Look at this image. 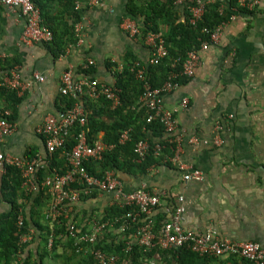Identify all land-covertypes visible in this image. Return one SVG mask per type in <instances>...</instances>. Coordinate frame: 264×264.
I'll return each instance as SVG.
<instances>
[{"label": "crops", "instance_id": "obj_1", "mask_svg": "<svg viewBox=\"0 0 264 264\" xmlns=\"http://www.w3.org/2000/svg\"><path fill=\"white\" fill-rule=\"evenodd\" d=\"M130 2L140 8L146 3L104 0L102 7L95 8L81 3L74 10L81 26L77 44L57 59L42 43L23 45L20 37L24 20L17 10L0 6V58L16 63L14 68L23 82L30 81L36 73L44 77L43 83L33 82L11 111L15 128L10 136L0 140V153L26 161L32 159L28 158L30 153L40 160L44 158V144L35 130L47 116L59 115V79L66 69L72 70L73 77L84 78L78 68L90 59L95 72L89 79L112 84L109 65L115 64V70L132 62L133 66H148L149 51L141 38H132L122 31L125 19L139 27L143 25L141 17L129 15ZM63 3L49 2L53 15H58ZM174 9L176 17L184 20L185 6L174 5ZM231 14L235 18L224 25L218 43L201 52L194 76L163 100L166 109L176 110L178 128L184 130L180 160L202 171L204 180L185 184L175 171L162 167L143 177L118 173L117 179L125 191L144 188L165 193L151 216L161 212L169 215L166 205H175L177 196H182L184 228L214 229L222 238L255 242L264 248V0L253 11L232 8ZM165 31L164 25L159 27L162 36ZM4 75L0 72V80ZM183 97H187L188 106L181 110L178 104ZM0 106L5 107L4 101ZM216 123L223 128L220 147H193L187 143L191 136L211 140ZM102 134H98V139ZM111 200L112 194H98L78 203L75 210L80 207L99 212ZM85 219L83 212L76 217L78 224L87 227ZM209 264L247 263L237 256H228Z\"/></svg>", "mask_w": 264, "mask_h": 264}, {"label": "trees", "instance_id": "obj_2", "mask_svg": "<svg viewBox=\"0 0 264 264\" xmlns=\"http://www.w3.org/2000/svg\"><path fill=\"white\" fill-rule=\"evenodd\" d=\"M32 1L40 12L42 24L53 34L52 42L43 45L46 46L54 59L65 55L67 50L75 46L78 41L74 24L78 22L79 17L74 11L73 0H63V8L57 16L53 15L49 5L52 0ZM143 1L146 3L142 8L135 5V2H130L128 6L130 16L142 18L143 25L139 27L140 33L143 35L148 32L156 33L159 31L160 26L164 25L166 27L163 38L168 50V58L157 66L142 65L145 67L144 72L149 84L153 88H158L168 79L169 75H179L187 54L199 50L201 44L207 41V37L201 33V30L217 27L228 19L230 12L226 9L220 15L218 13L219 2L211 3L205 7L203 17L196 26H190L186 10L184 11V20H179L176 17L173 0ZM230 7L239 12H248L238 6L237 0H231ZM133 63L123 66L120 71L115 70L117 68L115 64L109 65L112 70L113 83L100 82V84L111 85L119 90L120 105L116 108L112 109L110 102L103 97L92 100L84 95L80 98V103L85 108L87 116L85 131L88 143L93 145L97 140H101L105 145H113L112 149L103 153L100 161L95 162L89 159L83 163V166L89 175L99 179H103L109 172H113L116 176L119 173L132 178L143 177L160 167L175 171L178 177L181 178L180 171L170 162L176 145L169 141L170 136L166 135L163 126L159 122H146L147 110L139 102L143 92L142 85L131 71ZM15 65L16 63H12L9 59L0 58V72L7 73ZM112 68H114V71ZM78 72L82 73L84 77L90 78L89 75H93L95 69L92 65L84 62L82 67L78 68ZM187 82H189V79L183 76H177L173 81L178 87ZM22 99L23 95L18 96L16 91L0 87V103L4 101L5 104L4 108L0 106V112L3 110L8 111L10 122L14 120L11 111L14 112L15 107ZM75 102L76 100L71 97L60 95L57 101L58 113L62 114L72 108ZM106 118L109 121H105ZM77 131L78 129L74 128L64 146L52 155H49L45 149L44 158L35 166L32 177L35 184L40 185L47 178L53 177L55 173L63 175L68 171L69 167L64 153L70 151L75 145ZM123 131H128L129 140L124 144H118L119 135ZM100 132L103 133L102 138L98 139L97 136ZM41 139L43 141L42 137ZM140 140L147 141L149 150L144 160L138 162L133 148L135 143ZM155 145L160 147L158 155H155L154 152ZM35 155V153H30L28 155L29 160ZM72 187L78 190L82 189L77 184L72 185ZM98 194L97 191H90L88 194L82 193L79 203L96 198ZM50 203L51 195L47 189L39 188L35 192L28 193L25 190L24 179L20 170L11 165L3 167V172L0 175V264H46L45 261L48 258L59 257L57 249L63 247L64 244L66 247H70L69 249L73 251V254L79 260L72 262V259L64 257L66 263L63 264H96L86 248L89 245L81 243L80 246L84 247L85 251L77 252V249L73 246L74 241L67 235L65 223L69 220L74 223L73 214L76 213L74 212L76 205L73 207V212L68 220L59 218V221L57 220L53 222V225H49L50 219H47L46 215ZM167 203H171L169 199H167ZM173 203L166 206L171 208L174 205ZM136 210L135 208L120 207L115 204L106 205L99 217L98 215L96 218L93 217L90 222L92 224L96 220L99 222L108 221L112 226L103 231L95 246L92 247L114 255L117 264L122 262L126 264H209L211 260L216 259L199 256L187 246L170 250L155 248L144 251L132 237L136 226L143 217L138 219L137 224H131L127 229L121 231V226L130 223V220L126 218V214L135 213ZM156 210L158 208L153 212ZM150 218L155 231L160 230L164 223L168 221V215L163 212L150 216ZM115 219H117V223H115ZM74 225L78 229L75 223ZM83 227L84 230L78 229V232H87L85 229L88 230V226ZM30 231L33 232L31 240L21 243V236ZM50 234L54 235V240L51 248L48 249L47 241ZM128 246H130V249L127 251Z\"/></svg>", "mask_w": 264, "mask_h": 264}, {"label": "built area", "instance_id": "obj_3", "mask_svg": "<svg viewBox=\"0 0 264 264\" xmlns=\"http://www.w3.org/2000/svg\"><path fill=\"white\" fill-rule=\"evenodd\" d=\"M85 3L90 8L102 7L104 0H73L74 10H78L81 3ZM219 2L218 13H222L227 9L230 12L228 19L213 29L203 28L201 33L207 37V41L203 42L197 51H191L187 54L179 75L171 74L168 79L158 88H153L145 75V67L134 65L131 71L135 78L142 85V94L139 102L147 110L146 122H159L169 141L176 145L173 157L170 162L181 173V181L185 184L200 183L204 180L202 171L195 169L189 164L180 160L179 153L182 144V134L184 130L178 128L175 118L176 110L166 109L163 104L164 96L175 91L178 86L173 83L177 76H183L191 79L200 64V54L206 51L210 45L218 43L223 27L228 21L234 20L231 14V0H173L174 5H184L188 13V24L196 26L202 19L205 7L211 3ZM260 0H237V4L241 9L247 11L255 10ZM0 6L10 10H17L24 20V29L20 40L23 45L48 44L53 40L52 32L42 24L40 12L34 5L32 0H0ZM122 29L132 38H141L149 51L148 64L157 66L168 58V50L161 32L141 34L139 26L132 20L125 19L122 22ZM81 26L77 22L74 24V31L79 38ZM88 65H93L92 60H87ZM122 69V68H121ZM119 69V70H121ZM33 82L43 83L44 77L39 74H33L30 81L23 82L16 68L9 70L0 80V87L16 91L18 96H22L28 90ZM59 95L71 97L76 102L72 108L66 110L58 116H47L41 125H39L35 133L43 138L45 149L49 155L61 149L70 132L77 128L75 137V145L73 148L64 153L68 171L59 175L54 174L53 177L47 178L45 181L37 185L32 177L34 175L35 166L40 162V158L33 157L30 161L11 157L0 153V173L3 172L5 165H11L18 168L24 179L25 190L35 192L39 188H45L51 195V203L47 211L46 218L50 219V225L59 218L68 220L73 212V207L80 201L82 193L88 194L90 191H97L99 194H112L110 204L120 207H128L137 209L135 213H127L126 218L130 223H126L121 231L127 229L131 224H137L138 219L143 217L133 232V239L136 244L143 248L144 251L152 249L170 250L183 246H187L193 253L199 256H207L212 258H222L228 256H237L246 261L248 264H264V248L255 242H237L222 238L214 229L205 231H193L184 228L185 207L183 205V197L177 196V203L171 207L166 221L160 230L155 231L153 222L150 218L151 213L160 206L161 198L165 196L161 191H147L144 188L125 191L120 185L117 176L113 172L107 173L103 179L91 176L85 170L83 163L89 159L97 162L102 159L103 153L113 148V145H105L101 140H97L93 145L87 141L85 125L86 111L80 103L81 96H88L92 100L100 97L110 102L112 109L120 105L119 90L114 86L100 84L96 80L89 78H75L72 70L66 69L59 79ZM179 108L184 110L188 106L187 97H183L179 101ZM9 112L3 110L0 112V140L10 136L14 131V124L8 120ZM228 118H231L230 116ZM223 128L219 123L214 125L211 140L199 139L191 136L187 143L193 147L211 146L220 147L222 145L221 132ZM173 136V137H171ZM129 140L128 131L120 133L118 144H124ZM149 150L147 141H138L135 143L133 152L138 158V162L144 160ZM160 147L155 145L154 152L158 155ZM77 184L82 187L81 190L75 189L72 185ZM59 221V220H58ZM115 219V223H117ZM112 224L108 221H93L90 230L87 232H78V229L70 220L65 223L67 235L74 241L73 246L77 252L85 251L80 244L89 245L87 250L93 257L96 264H117L114 255L107 254L100 249H95L97 239L102 235L107 227ZM33 232L23 234L20 242L25 243L31 240ZM54 240V235L50 234L47 241V248L50 249ZM130 246L127 247V251ZM120 264H126L122 262Z\"/></svg>", "mask_w": 264, "mask_h": 264}, {"label": "rangeland", "instance_id": "obj_4", "mask_svg": "<svg viewBox=\"0 0 264 264\" xmlns=\"http://www.w3.org/2000/svg\"><path fill=\"white\" fill-rule=\"evenodd\" d=\"M122 31H124V30H122ZM101 208V207H100ZM101 210H103V208L101 209ZM97 210H93L92 212H90L88 209H86V210H83V209H80V207H78L77 208V210L75 211L74 210V212H76V213H74V216H73V221H74V223L77 225V227H78V229L79 230H81V229H83L84 230V227H83V225H80V224H78L77 223V221H76V217L80 214V213H84V217L86 218V220H85V222H86V225H87V223H88V221H89V223H88V225L87 226H89L88 228V230L87 229H85L86 231H89L90 230V227H91V222H90V220L93 218V217H95L96 218V216L98 215V217H99V215H100V213H101V211H99V212H96ZM49 225H50V222H49ZM67 245H69V244H67ZM70 247H66L65 246V244H64V246L63 247H59L57 250H58V254H59V257H56V258H48L46 261H45V263L46 264H63V263H66V259H72V262H74V261H76V260H79L78 259V257L76 256V255H74L73 254V251L72 250H70L69 249ZM61 256V257H60ZM66 259H65V258Z\"/></svg>", "mask_w": 264, "mask_h": 264}]
</instances>
